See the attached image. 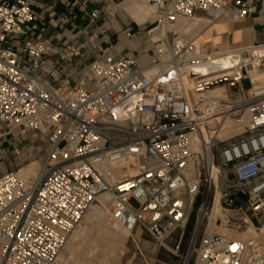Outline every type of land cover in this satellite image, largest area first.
<instances>
[{
  "label": "built area",
  "instance_id": "built-area-1",
  "mask_svg": "<svg viewBox=\"0 0 264 264\" xmlns=\"http://www.w3.org/2000/svg\"><path fill=\"white\" fill-rule=\"evenodd\" d=\"M47 1L0 0V140L34 133L45 144L35 177L20 176L32 163L27 159L0 176V264H63L70 237L106 194L111 221L138 226L164 247L178 235L182 240L198 209L184 264H250L247 242L209 229L199 239V228L218 190L226 208L244 201L254 216L264 213V98L252 101L242 86L245 80L253 86L246 62L261 47L198 46L181 39L175 26L198 12L244 19L257 6L151 0L155 19L144 29L154 47L148 65L106 49L90 65L71 69L97 44L75 33L73 41L54 45L51 30L71 25L76 11L100 30L101 12L91 7L94 0ZM225 56L228 69L222 67ZM217 88L225 95L212 96ZM243 116L241 134L216 137L226 121ZM121 165L136 175L117 181Z\"/></svg>",
  "mask_w": 264,
  "mask_h": 264
},
{
  "label": "crops",
  "instance_id": "crops-1",
  "mask_svg": "<svg viewBox=\"0 0 264 264\" xmlns=\"http://www.w3.org/2000/svg\"><path fill=\"white\" fill-rule=\"evenodd\" d=\"M147 1L152 5L151 0ZM243 1L254 3L258 8L257 13L251 17L240 19L236 18L233 12L220 17H217L214 12H198L194 18L189 19L192 21L189 27L183 22L178 23L175 26L176 32L180 36L190 34L185 36L187 39L185 41L198 46L263 47L264 5L261 0ZM50 2L48 0L47 4ZM140 3L139 0H94L91 7L99 9L101 12L100 30L92 27L88 18L76 11L72 16L71 25L52 29L48 38L54 45H59L67 39L73 41L75 33H80V40L83 42H87L91 38L94 39L98 49L94 50L89 47L83 57L70 63L68 68L71 69H76L83 64L88 66L89 62L92 63L106 49H109V52L114 56L129 54L136 59L139 67H144L150 63L151 57L154 55V47L144 35V29L151 22L149 20H154V14L148 16L143 13L139 9ZM57 8L58 11L65 13L61 5H58ZM37 11L43 14V11L39 9ZM43 24L48 27L47 21ZM60 30L62 31L60 32ZM39 39H45V35L39 33ZM67 77L66 72L61 76L62 80Z\"/></svg>",
  "mask_w": 264,
  "mask_h": 264
},
{
  "label": "rangeland",
  "instance_id": "rangeland-1",
  "mask_svg": "<svg viewBox=\"0 0 264 264\" xmlns=\"http://www.w3.org/2000/svg\"><path fill=\"white\" fill-rule=\"evenodd\" d=\"M154 19H155V15H154ZM180 22L187 24L188 27L192 23L191 20L189 21L180 20ZM61 31L62 30H60V32ZM188 35L190 34L181 35V36L184 40H187L185 36ZM220 49L223 50L231 49V47H224V48L220 47ZM90 64L91 63L89 62V65ZM252 69H253L252 67L248 68V75H249V70L251 71ZM242 86L245 89H250V90L254 89L253 88L254 83L253 86H251L250 80L243 81ZM262 97L263 95L259 96L257 95V93L252 91L248 92L247 95V98L249 99L250 98L260 99ZM32 135H34V133H31V135L25 139L18 138L17 136H9L0 140V175L1 176L7 173L14 172L19 168H22V162L25 159L28 160V163L29 162L33 163L36 162L38 158L42 157L43 147L45 144L40 139H33ZM131 164L132 166H135L136 161L134 158L131 159ZM29 166L30 164L24 167L23 169L27 170ZM243 202L244 201H242L241 203L242 205L238 206L236 209L235 208L228 209L224 206V201L222 202L221 206L224 210L223 215L225 216V219L227 221L225 227L229 234H234L236 232H237L236 234H242L248 230L250 224L247 223L246 220H249L251 224L254 225L257 229L256 232L258 238V239L256 238L257 242L259 244H262L260 245V249L262 250L258 248L259 246L258 247L255 246V248L253 247V251L251 253L253 256L251 258H253L254 264H264V251H263L264 234H261L259 231L260 228L264 227V213L258 216H254L252 212L249 210L248 206L245 205V203ZM132 206L137 208L138 204L133 201ZM240 207L242 208V210H240ZM211 208L212 206L210 207L209 212L211 211ZM109 212H110V207H109ZM198 212H199L198 209L195 208L194 212L192 213L191 216L192 224L189 233L185 231L182 240L180 235L176 236L174 239L169 240L166 243V247L162 246L160 243L152 239L146 231L139 228L138 226L134 227L133 229L130 228L131 236L127 239L124 246L121 247L123 248L122 251L123 253L122 252L119 253V258H117L116 264H184V262L188 258L187 255L188 250L196 231ZM109 219H110V215H109ZM83 221L80 224L81 227L79 226L75 231L77 232V230H79L78 233L77 234L75 233V235L73 233V236L70 237L71 241L69 240V246H70L69 249L73 247V250H75L76 248L77 253H81L85 256L83 260L74 259L76 262L75 264H82L85 261L86 264H108L109 262L113 261L114 257L113 254H111L112 253L111 251L113 250L112 248L115 245L108 240L107 236H104L105 234L104 231L102 230L100 231L99 229L95 228L96 225H93L94 223L92 222L90 223V221L87 222V220L85 219ZM219 221L220 222H217L216 224L221 226L223 224V220L220 219ZM209 224H210L209 215H207L206 219L203 221L202 226L199 228V239L202 238L205 231H207L208 229L210 231L212 230ZM81 232H83L84 234L82 233L81 235ZM93 232L94 234H92ZM90 237L93 238V240H95V244L91 247H89V244L91 243H89L88 245L86 244V241ZM259 238H261V240ZM227 239H230V237L228 236ZM179 242H180V248L177 251L176 247L179 244ZM257 242L255 245H259Z\"/></svg>",
  "mask_w": 264,
  "mask_h": 264
},
{
  "label": "bare ground",
  "instance_id": "bare-ground-1",
  "mask_svg": "<svg viewBox=\"0 0 264 264\" xmlns=\"http://www.w3.org/2000/svg\"><path fill=\"white\" fill-rule=\"evenodd\" d=\"M139 1H141L139 9L141 11H143V13H145L148 16H151L153 14L155 15V8L153 7V5H150L147 0L146 1L139 0ZM181 39H183V38L181 37ZM250 52H251L250 53L251 56H250V58H248L246 63H250V65L253 68L251 71L249 70V77L252 79V81L254 83V86H253L254 89L251 91L257 93V95H259V96L263 95L262 98H264V47L252 49ZM230 65H231V61L229 60V58H227V56H225V58L222 60V67H224L225 69H228L230 67ZM200 72L204 73L205 70L201 69ZM186 83L188 86L191 87L192 82L190 80L186 79ZM224 93H225V91L223 88H217L211 92V95L216 96V97H222L225 95ZM258 99L259 98H252V101L258 100ZM246 125H247V116L240 117L239 119L228 120L217 131L216 137L218 139L226 140L228 138L237 136L244 131ZM119 167L120 168L117 169V171H116V180L117 181H120V180L124 179L125 177H134L136 175L135 170H129L128 172H124L123 165H121ZM38 168H39L38 163L33 162L30 164V166L28 167L27 170L26 169L21 170L20 176L23 178L35 177L38 173ZM221 197H222V193L218 190L216 195H215L214 205L211 208V211L208 212L209 221H210L209 225H210V228H212L211 231L215 232L219 235H223L224 237H227V238L229 236L230 240L247 242L248 243L247 258H248V261L250 264H254V262H253L254 260H253V258H251L253 256L251 254L253 251V247L255 248V246L256 247L259 246L258 248L260 249V245H262V244H259L256 240L257 229L254 225L251 224V222L249 220H246L247 223L250 224V226L248 227V230L246 232H244L242 234H236L237 232L234 234H229L227 232L226 227H225V224L227 223V221L225 219V216L223 215L224 210L220 204ZM110 201H111V198L107 194L98 197L96 202L93 204L89 213L85 216L84 219L87 220V222L90 221V223L91 222L94 223L93 225H96L95 228L99 229L100 231L101 230L104 231V233L106 234L105 235L103 233L104 236H107L108 240L111 241V243L115 245V246H113V248H112L113 250L111 251L112 252L111 254H113L114 260L113 261L110 260L111 262H109L108 264H116L117 258H119V253H121L123 251V248H121V247L124 246L127 239L131 236V230L129 227H125V226H123L119 223L113 222L109 219L108 214H109V207L111 205ZM205 212H206V209H203V214ZM220 219L223 220V224L221 226L216 224L217 221H219ZM84 225H85V223H84ZM78 231L79 230H77V232H74V235H75V233L77 234ZM259 231L261 234H264V227L260 228ZM82 233L83 232H81V235H82ZM92 234H94V232ZM97 234H99V233H97ZM97 234H96V236H97ZM72 236H73V234H72ZM91 236H93V235H91ZM86 238H87V236H86ZM259 239L261 240V238H259ZM260 240H258V241H260ZM256 242L259 245H255ZM89 243H91V244H89ZM74 244H75V242H74ZM86 244L87 245L89 244V247H91L95 244V240H93V238L90 237L86 241ZM82 245H84V244H82ZM263 246H264V243H263ZM69 247L70 246H69V242H68V245L65 249V252L62 255V263L63 264H75L76 262L74 259L83 260L85 258V256L83 254L77 253L76 248H75V250H76L75 251V250H73V247L71 249H69ZM256 250H257V248H256ZM260 250H262V249H260ZM68 251H70V252H68ZM263 251H264V249H263ZM82 264H86V261L83 262Z\"/></svg>",
  "mask_w": 264,
  "mask_h": 264
},
{
  "label": "trees",
  "instance_id": "trees-1",
  "mask_svg": "<svg viewBox=\"0 0 264 264\" xmlns=\"http://www.w3.org/2000/svg\"><path fill=\"white\" fill-rule=\"evenodd\" d=\"M191 224H192V219L190 220L187 228H186V232L189 233L190 229H191Z\"/></svg>",
  "mask_w": 264,
  "mask_h": 264
}]
</instances>
